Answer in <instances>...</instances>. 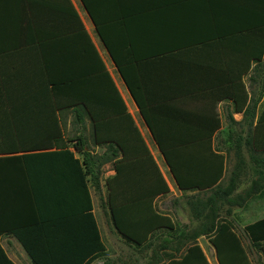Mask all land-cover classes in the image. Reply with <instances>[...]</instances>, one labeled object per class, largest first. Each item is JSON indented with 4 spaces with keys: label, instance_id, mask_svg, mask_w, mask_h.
<instances>
[{
    "label": "trees",
    "instance_id": "obj_1",
    "mask_svg": "<svg viewBox=\"0 0 264 264\" xmlns=\"http://www.w3.org/2000/svg\"><path fill=\"white\" fill-rule=\"evenodd\" d=\"M82 1L151 129L177 187L184 192L194 191L184 199L194 226L180 228L168 214L158 211L155 202L169 192L168 184L72 1L16 0L17 4L6 9L10 13L9 26L18 36L4 39L3 45L32 50L34 62L29 68L6 64L0 70V182L24 186L31 195L30 208L42 211L48 209L49 202L43 196L46 176L62 175L77 190L76 209L87 211L81 240L44 246L29 245L20 236L32 264H92L97 259H104L102 264H114L90 212L89 188L100 190L99 175L105 163H110L114 171L106 178L105 205L123 243L141 252L158 235L168 236L151 251L146 264H209L197 241L200 236L209 239L219 264H264V217L243 227L263 256L256 261L228 218L233 207H243L250 199L264 195V102L260 103L256 120V99L247 102L245 92L242 102H234V109L243 111V118L236 122L229 117L227 128L245 124L246 134L233 138L231 130L227 133L224 143H235V162L223 185L230 148L223 150L214 145L218 136L211 133H158L146 104L139 101L140 85L132 65L137 66L139 58L130 53L135 45L131 40L114 37L113 24L110 32L106 23L98 22L90 0ZM263 91L264 87L260 95ZM65 112L71 113L83 129L88 124L90 142L82 133L65 139ZM217 128L216 120L210 131ZM89 145L103 151L93 154ZM244 151L255 177L236 192L246 165ZM57 199L52 200L53 210H60ZM42 218L38 212L40 228ZM0 258L12 264L1 248Z\"/></svg>",
    "mask_w": 264,
    "mask_h": 264
},
{
    "label": "crops",
    "instance_id": "obj_2",
    "mask_svg": "<svg viewBox=\"0 0 264 264\" xmlns=\"http://www.w3.org/2000/svg\"><path fill=\"white\" fill-rule=\"evenodd\" d=\"M71 1L163 174L169 192L174 189L169 182L172 180L182 195L184 191L177 187L151 129L101 41L83 1ZM15 4L16 0H0V70L6 64L29 68L34 62L32 50L3 45L4 39L18 36L9 26L6 9ZM90 5L98 15V22L106 23L110 32L113 24L114 37L131 40L135 45L130 53L139 58L137 66L132 64L136 70L133 76L140 85L139 101L146 104L148 117L158 133H211L218 136L214 138V145L222 149L221 136L227 130L229 117L236 121L243 118V111L234 109V102H242L245 92L247 102L257 100L255 120L258 118L260 103L264 102V91L260 95L264 87V0H90ZM216 120L219 128L210 131ZM226 173L227 168L224 178ZM67 179L62 175L46 176L43 196L49 202L48 209L42 211L30 208L28 197L31 195L24 186L0 182V248L9 262L32 264L22 239L29 245L52 246L83 238L87 211L76 209L77 190ZM89 192L90 212L102 240V220L122 240L108 210H96L95 195L91 188ZM53 198H58L60 210L52 209ZM157 200L158 211L168 214L177 225L165 206L157 205ZM38 212L43 217L41 228ZM197 241L209 264H219L209 239L200 236ZM0 264L9 263L0 258Z\"/></svg>",
    "mask_w": 264,
    "mask_h": 264
},
{
    "label": "rangeland",
    "instance_id": "obj_3",
    "mask_svg": "<svg viewBox=\"0 0 264 264\" xmlns=\"http://www.w3.org/2000/svg\"><path fill=\"white\" fill-rule=\"evenodd\" d=\"M262 105V104H261ZM70 115V117H69ZM242 120V119H241ZM236 121V122H240ZM63 128H64V137L65 139L68 138H74V136L79 135L80 133L84 134L88 141L90 142V128L88 124L86 123L85 128L83 129L80 124L76 123L74 121V118L72 117L71 113L65 112L63 114ZM233 125V124H231ZM245 124H234L230 129L227 128V130L224 131L221 138L224 141L227 138V133L231 130L232 137L236 138V136H245L246 132H244ZM70 146L72 145V142H67ZM242 143V142H239ZM235 143L233 140H229L228 145L224 143V145L221 147L223 150L227 147L230 148V153L228 154V163H227V173L223 181V185H225L228 181L229 172L235 162L234 157V150L233 148ZM244 146V145H243ZM89 148L93 154H100L103 149L93 147L89 145ZM245 148V147H244ZM77 155V154H76ZM244 156L246 160V165H244V168L242 170V182L236 192H241L245 187L248 186L250 183L251 178L255 177V173L253 170H251L249 156L247 151H244ZM112 174V166L110 163H105L101 166V173L99 175V191H96L93 187H91L93 193H94V200L96 204V210H107V207L105 205V198H106V178ZM170 185L174 188L172 192L167 193L166 195L160 197L157 200L158 206H165V211L170 213L174 219L177 221V226L180 228L186 227H193L194 224H191L193 222H188V219L190 217L189 209L187 205L185 204V196L189 195L188 193L184 192L182 195L178 192L176 189L174 183L172 180H169ZM104 208H103V207ZM177 211H174L176 210ZM107 217V215H106ZM264 217V195L256 196L253 199H250L247 201V203L243 207H233L231 210L230 215L228 216L229 220H231L233 227L235 231L239 234L241 237L243 244L248 249L250 256L254 261L258 260L262 255L261 252L258 250V248L253 246L251 244L250 238L248 237V234L244 232L243 227L251 222H254L255 220ZM106 219V218H105ZM179 224V225H178ZM112 228L110 224L105 223L103 220L101 222V233L103 236L104 243L106 245L107 249V256L108 258L114 262V264H146L148 260H150L151 257V251L154 248H157L156 246L161 243L163 239H168V236L166 233H162L151 240L152 245L148 246V248H145L141 252L133 251L132 249H129L122 240L118 239L117 235H114L111 232ZM262 258V257H261ZM104 262V259H97L93 261L92 264H102Z\"/></svg>",
    "mask_w": 264,
    "mask_h": 264
}]
</instances>
